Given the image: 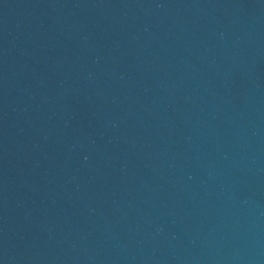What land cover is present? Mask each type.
<instances>
[{"label": "water", "instance_id": "1", "mask_svg": "<svg viewBox=\"0 0 264 264\" xmlns=\"http://www.w3.org/2000/svg\"><path fill=\"white\" fill-rule=\"evenodd\" d=\"M0 264H264V0H0Z\"/></svg>", "mask_w": 264, "mask_h": 264}]
</instances>
